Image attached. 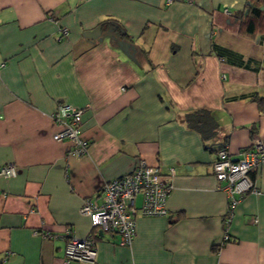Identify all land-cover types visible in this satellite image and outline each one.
<instances>
[{"label":"crops","instance_id":"1","mask_svg":"<svg viewBox=\"0 0 264 264\" xmlns=\"http://www.w3.org/2000/svg\"><path fill=\"white\" fill-rule=\"evenodd\" d=\"M246 2L0 0V166L16 169L0 177V264H62L66 230L93 236L95 264H264V163L228 226L212 171L221 146L235 160L264 141L252 101L264 96V13L247 31ZM59 103L83 111L84 156L53 139ZM199 110L218 125L211 141L183 121ZM140 160L174 169L173 189L167 215H138L120 247L79 209Z\"/></svg>","mask_w":264,"mask_h":264},{"label":"built area","instance_id":"2","mask_svg":"<svg viewBox=\"0 0 264 264\" xmlns=\"http://www.w3.org/2000/svg\"><path fill=\"white\" fill-rule=\"evenodd\" d=\"M170 3V0H167ZM225 13L228 14L227 11ZM58 41L66 35L65 28L59 29ZM83 111L65 103H59L51 119L58 126L53 139L57 142L71 143L69 156L81 157L87 154L89 142L81 137ZM264 163V141L254 140L248 149L238 153L233 160L225 144L216 152L212 166L215 180L224 185L228 198L225 215V225L228 226L237 205L244 196L255 192L249 175L255 173ZM174 169L169 174H163L158 167H151L144 160L138 161L130 174L105 182L99 191L100 201L84 200L79 213L89 217L93 229L118 236L120 247H130L135 237L136 217H164L166 198L173 189L171 178ZM0 177L12 179L16 177L14 164L0 166ZM141 196L142 204L136 208L135 198ZM96 197V196H95ZM256 222V219H255ZM51 238L49 233H40ZM61 238L65 242L64 260L62 264H95L97 257L96 243L91 234L86 237H76L69 230L63 232ZM224 235V241H228Z\"/></svg>","mask_w":264,"mask_h":264},{"label":"trees","instance_id":"3","mask_svg":"<svg viewBox=\"0 0 264 264\" xmlns=\"http://www.w3.org/2000/svg\"><path fill=\"white\" fill-rule=\"evenodd\" d=\"M263 13L264 0H247L244 12L239 13L238 16L240 18L242 16L244 20L242 23L246 24L247 31H253L254 23L262 17ZM103 25L101 24L100 26ZM252 101L257 104L259 111L264 114V96H255ZM183 121L189 129L196 131L204 141H211L217 136L218 125L211 112L207 110H199L187 114L184 116ZM213 250H218V248L214 247Z\"/></svg>","mask_w":264,"mask_h":264}]
</instances>
